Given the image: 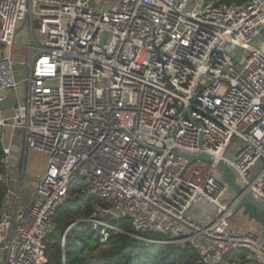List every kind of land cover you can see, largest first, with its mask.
Listing matches in <instances>:
<instances>
[{
	"label": "built area",
	"instance_id": "2783aa9c",
	"mask_svg": "<svg viewBox=\"0 0 264 264\" xmlns=\"http://www.w3.org/2000/svg\"><path fill=\"white\" fill-rule=\"evenodd\" d=\"M222 1L0 0V102L26 88L0 115V180L10 186L0 264L48 262L46 240L74 182L79 198L102 202L86 221L104 242L126 220L147 246L190 245L201 264H230L234 251L264 264V230L229 226L238 200L219 164L264 204V0ZM16 47L38 50L21 81ZM29 150L46 168L23 206L24 179L10 170L24 169ZM196 206L210 217L196 218Z\"/></svg>",
	"mask_w": 264,
	"mask_h": 264
},
{
	"label": "trees",
	"instance_id": "16d2710c",
	"mask_svg": "<svg viewBox=\"0 0 264 264\" xmlns=\"http://www.w3.org/2000/svg\"><path fill=\"white\" fill-rule=\"evenodd\" d=\"M3 157L0 139V166ZM9 187L8 183L0 180V217L9 198ZM79 194L81 191L75 182L72 183L66 201L54 216V226L46 240V264H201L198 253L190 245L147 246L127 233L132 228L126 220L114 221L126 232L109 231L108 239L102 241L103 236L86 221L94 213L95 205L102 202L97 197L87 196L84 200L83 196L79 198ZM225 259L230 264H249L244 251L231 252Z\"/></svg>",
	"mask_w": 264,
	"mask_h": 264
},
{
	"label": "rangeland",
	"instance_id": "374dc122",
	"mask_svg": "<svg viewBox=\"0 0 264 264\" xmlns=\"http://www.w3.org/2000/svg\"><path fill=\"white\" fill-rule=\"evenodd\" d=\"M104 1V0H102ZM95 2V0H94ZM21 29H22V33L19 36V42L22 45H27L28 44V38L27 35L30 32V28L28 26H26V24L24 25V23H22L21 25ZM35 35L38 33L37 30V25L35 24ZM36 37V36H35ZM34 45L36 44V41L34 40ZM18 48V47H16ZM15 48V50H16ZM17 51L19 52L18 54L15 55L14 60V68H15V73H16V77L18 80H23L24 78H26L28 76V66H26V64L28 65L29 62V58H31L32 60L36 57L38 50L37 49H32L31 52H29V49H27L26 47H21L20 49L18 48ZM13 97L12 100L17 102V100L19 99L20 101H24L25 99V95H26V88L23 85H21L16 91L12 92ZM10 130H8L9 132ZM9 134V133H8ZM16 135H18V132H16ZM22 144V142H21ZM44 154L43 153H39L35 150H29L25 156V166H26V174L24 177V185L22 188V205H28L31 202V188H30V182L32 181L30 179V177H32L30 175V171L31 168L34 170H41L44 166ZM23 166L20 163L19 167H18V171L16 172H12V170H10L11 174H14L13 177L16 178V180L21 179V172L23 171ZM1 170V168H0ZM13 183V182H12ZM80 185L84 186L86 184V181H81L79 183ZM84 200L87 198L86 195H83ZM234 199L233 195L230 196L228 201H225L224 203L228 206L230 204V202ZM203 209L200 206H196L193 210V215L198 218V219H203V220H207L210 217L209 212L207 213V216L205 217V215H203L202 213ZM244 215H242L241 212L236 213L229 221V226L231 228H233L236 232L238 233H247L249 231V227L250 225H256L255 222L250 221L249 223V219H247L246 217H243ZM255 231L260 232L262 231L260 228H256ZM244 254L246 255L249 264H256L254 262V256L251 252L248 251H244Z\"/></svg>",
	"mask_w": 264,
	"mask_h": 264
},
{
	"label": "water",
	"instance_id": "95a60500",
	"mask_svg": "<svg viewBox=\"0 0 264 264\" xmlns=\"http://www.w3.org/2000/svg\"><path fill=\"white\" fill-rule=\"evenodd\" d=\"M262 36L264 37V26L262 28ZM10 107V98H6L3 102H0L1 109H9ZM20 143L21 141L19 138L14 140V144L12 145V153L14 158L18 157L19 155ZM182 155L189 161H193L199 158L211 160V158L206 154H201L198 156H191L186 154ZM219 164L223 170V172L221 173V178L224 179L230 187H232V193L235 194V197L238 200V204L234 210V215L238 212H241L250 221L255 222L264 230V204L256 201L249 193H246L244 191V189L237 183L236 175L228 165H226L223 161H220Z\"/></svg>",
	"mask_w": 264,
	"mask_h": 264
},
{
	"label": "crops",
	"instance_id": "0c3cea01",
	"mask_svg": "<svg viewBox=\"0 0 264 264\" xmlns=\"http://www.w3.org/2000/svg\"><path fill=\"white\" fill-rule=\"evenodd\" d=\"M13 93L12 92H10L9 93V97H10V99L12 100V97H13V95H12ZM0 95H2V92L0 91ZM12 103H16L15 101H13L12 100ZM8 111H9V109H1L0 108V115H7L8 114ZM9 133V134H8ZM6 143H9V139H10V131L8 132V130H7V132H6ZM40 153V152H39ZM44 156V166H43V168L41 169V170H34V169H32L31 168V171L29 172L30 173V175L32 176V177H30V179L31 180H36V179H38L40 176H41V174L43 173V171L45 170V168H46V157H45V155H43ZM22 166H23V164H22ZM18 167L19 166H16V165H14V167L12 168V172H16V171H18L17 169H18ZM23 169V168H22ZM21 177H23V179H24V177H25V174H26V166H25V163H24V169H23V171L21 172ZM12 176H14V174H11ZM15 178V177H14ZM30 184V183H29ZM31 188V187H30ZM243 215V214H242ZM205 217H206V215H205ZM243 217H246V216H243ZM247 218V217H246ZM248 219V218H247ZM249 221V223H250V220H248ZM251 224V223H250ZM250 229H249V231H252V230H255L256 228H260L261 230H262V228L260 227V226H258L257 224L256 225H250V227H249ZM248 231V232H249ZM234 264H238V263H234Z\"/></svg>",
	"mask_w": 264,
	"mask_h": 264
}]
</instances>
